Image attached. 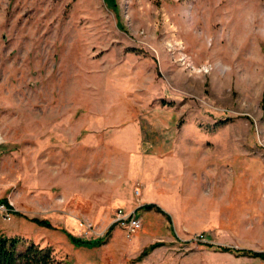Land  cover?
I'll return each mask as SVG.
<instances>
[{"label": "rangeland", "instance_id": "rangeland-1", "mask_svg": "<svg viewBox=\"0 0 264 264\" xmlns=\"http://www.w3.org/2000/svg\"><path fill=\"white\" fill-rule=\"evenodd\" d=\"M3 199L59 264H264V0H0Z\"/></svg>", "mask_w": 264, "mask_h": 264}, {"label": "trees", "instance_id": "trees-1", "mask_svg": "<svg viewBox=\"0 0 264 264\" xmlns=\"http://www.w3.org/2000/svg\"><path fill=\"white\" fill-rule=\"evenodd\" d=\"M221 123V122H218ZM13 147V146H12ZM0 203H3L7 208L10 209L8 203L5 199L0 200ZM142 207L144 209H154L155 211L159 212L164 216V218L169 221V216L163 212L157 205L153 203L143 204ZM14 214L18 215L17 212H13ZM31 222L38 226H42L45 228H51V224L46 219H37L31 218ZM112 229V224H110L104 235L95 240V241H84L79 238H76L69 234L68 232H64L65 236L69 240L71 244L74 246H83V247H98L101 244L105 243V238L108 236L109 232ZM158 243H152L147 247L143 248L142 251L136 257V260H140L143 256L148 254L153 248H155ZM216 249L220 251H227L231 252L235 255L239 256H249V257H259L264 259V251H252L245 248H232L226 246H216ZM0 264H59V261L54 258L51 253V249L45 246H39L37 243L33 241H25L20 236H6L0 234Z\"/></svg>", "mask_w": 264, "mask_h": 264}, {"label": "built area", "instance_id": "built-area-1", "mask_svg": "<svg viewBox=\"0 0 264 264\" xmlns=\"http://www.w3.org/2000/svg\"><path fill=\"white\" fill-rule=\"evenodd\" d=\"M134 194L137 196L138 191L134 190ZM11 209L7 208L3 203H0V214L3 220L10 219ZM112 223H116L122 227L124 234L129 238L140 228V220L134 216L133 211H124L121 207H117L114 211V217Z\"/></svg>", "mask_w": 264, "mask_h": 264}, {"label": "crops", "instance_id": "crops-1", "mask_svg": "<svg viewBox=\"0 0 264 264\" xmlns=\"http://www.w3.org/2000/svg\"><path fill=\"white\" fill-rule=\"evenodd\" d=\"M177 167H178V164H173V166L170 164V166H168V168L169 169H171V168H173V169H177ZM158 206V205H157ZM159 207V206H158ZM161 210H162V208L161 207H159ZM140 209H141V211H147L148 209H144L143 207H140ZM149 210H153V211H155L154 209H149ZM130 211H132V209L130 210ZM137 211L138 210H135V212L133 211V214L138 218V217H140L138 214H137ZM163 211V210H162ZM155 212H157V211H155ZM164 212V211H163ZM157 213H159V212H157ZM166 213V212H165ZM167 214V213H166ZM168 215V214H167ZM20 225H23L26 229H29V230H31L32 228L36 231V232H39L40 233V231H41V229L42 228H39V227H42V226H39V227H36V226H38V225H36V224H34L33 222L32 223H28V224H26V225H24V224H20ZM43 228H45V227H43ZM40 235H41V233H40ZM57 238H59V240H61V238L59 237V236H57ZM77 247V246H76ZM83 247V246H82ZM88 249H90L89 247H87ZM87 249V250H88ZM262 260H264V259H262Z\"/></svg>", "mask_w": 264, "mask_h": 264}]
</instances>
